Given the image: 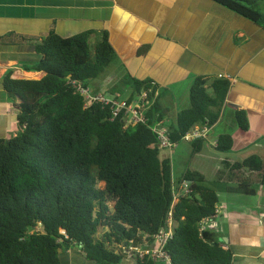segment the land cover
Here are the masks:
<instances>
[{
  "label": "trees",
  "instance_id": "1",
  "mask_svg": "<svg viewBox=\"0 0 264 264\" xmlns=\"http://www.w3.org/2000/svg\"><path fill=\"white\" fill-rule=\"evenodd\" d=\"M264 29V0H211ZM94 32L62 37L15 35L14 44L28 43L42 58L28 70L41 71L39 80L13 78L8 71L3 87L17 109L18 133L0 137V264H63L64 254L81 245L88 261L121 264L126 257L118 246L146 237L152 242L165 225L173 202L175 179L170 157H162L155 123L164 120L159 96L146 113L147 123L124 128L122 117L97 104L85 108V99L71 80L88 87L117 58L109 32L103 30L90 52ZM7 36L0 37L4 42ZM150 45L139 50L145 55ZM132 102L144 90H159L150 79L129 76ZM231 87L226 77L200 75L190 88V105L180 110L168 127L172 142L198 124L216 125ZM118 98V97H116ZM121 99V98H120ZM235 119L242 131L250 128L245 110ZM205 140L192 142L200 152ZM231 134L218 137L215 148L233 149ZM237 185L228 190L254 195L255 184L264 187V157L223 161ZM245 172L256 174L258 182ZM191 194L174 208V236L167 246L172 264H233L234 254L200 223L215 216L220 202L206 177L188 171ZM64 231V233L62 232ZM135 264H160L144 258Z\"/></svg>",
  "mask_w": 264,
  "mask_h": 264
},
{
  "label": "crops",
  "instance_id": "2",
  "mask_svg": "<svg viewBox=\"0 0 264 264\" xmlns=\"http://www.w3.org/2000/svg\"><path fill=\"white\" fill-rule=\"evenodd\" d=\"M88 30L94 32L90 41L101 39L107 30L117 52L103 83L119 87L123 76L153 80L167 129L176 114L189 107L196 76L229 78L222 117L210 137L216 141L222 134L233 136L229 153L237 160L226 159L231 163L264 157V29L211 0H0V37L12 35L0 42V137L19 129L17 109L3 87L5 74L12 71L13 78L34 80L45 75L28 70L42 56L31 44H14L13 34L42 38L55 31L71 37ZM148 44L149 51L140 55ZM101 85L93 91L101 92ZM237 110L247 112L248 131L238 127ZM220 126L234 129L216 135ZM245 176L257 178L249 172ZM253 187L254 195L227 189V200L219 202L221 212L207 227L223 248L233 251V264H264V187ZM63 264L97 263L73 248L64 254Z\"/></svg>",
  "mask_w": 264,
  "mask_h": 264
},
{
  "label": "built area",
  "instance_id": "3",
  "mask_svg": "<svg viewBox=\"0 0 264 264\" xmlns=\"http://www.w3.org/2000/svg\"><path fill=\"white\" fill-rule=\"evenodd\" d=\"M222 77V76H220ZM71 84L85 99V108H90L94 105H101L110 109L113 119L122 117L124 121V128L136 125L138 123H147L148 118L146 113L155 104L158 99L159 92L156 91L152 96L149 91H142L132 102L128 99H120L116 97H109L102 92H94L91 88L85 87L82 83L71 80ZM153 130L158 135L159 146L162 150H169L171 154L174 153L178 143L172 142L169 137L168 129L164 126L163 121L155 123ZM214 131V125L198 124L188 131L182 138V141L192 143L197 140H207ZM214 145H217V140ZM173 187V202L168 213L165 225L159 230L152 242L147 241L145 237L142 242L137 243L135 240H130L127 243L118 246V252L124 255L127 259L136 260L149 258L155 260L160 264H172L171 256L167 251V246L174 236L175 219L174 208L181 197L189 196L191 194L190 183L186 180L176 183ZM221 208L219 204L215 210V216L210 219H205L200 223V233L207 230L210 221L214 220ZM64 233V231H62Z\"/></svg>",
  "mask_w": 264,
  "mask_h": 264
},
{
  "label": "rangeland",
  "instance_id": "4",
  "mask_svg": "<svg viewBox=\"0 0 264 264\" xmlns=\"http://www.w3.org/2000/svg\"><path fill=\"white\" fill-rule=\"evenodd\" d=\"M99 37L93 38L90 41V52L94 55V48L96 43L99 41ZM112 66V65H110ZM108 67L105 72L100 76L99 79H92L88 82V87L92 90L95 89V85L97 83H102L100 90L102 93L107 94L109 97H118L121 99H129L132 95V85L130 79L128 77L122 78V81L119 87L109 86L107 83H103V79L106 75L109 74L111 67ZM99 80V82H98ZM114 92L110 94L112 91ZM111 91V92H110ZM95 92V91H94ZM179 107H182L183 104L179 103ZM224 126H220L217 128L216 135L227 133L232 131L234 128H229L227 130L224 129ZM19 130V129H18ZM14 130H12L13 132ZM18 133L16 130L9 135H3L11 138ZM215 138L210 137L208 138L200 150V152H195L192 143L181 141L178 146L175 148L174 153L171 154L169 150H162L161 156L162 157H170L173 166V175L175 180H179L182 178L188 171H197L202 173L206 179V185L211 188H214L218 195L220 202L227 200L228 195V187L236 186L237 183L230 181L233 180L234 176L231 175L230 172L224 168L223 161L226 159H236L234 154H230L229 152H221L215 148ZM230 179V180H229ZM254 202L258 201V197L249 196ZM126 262H131L134 264V261H123L121 264Z\"/></svg>",
  "mask_w": 264,
  "mask_h": 264
},
{
  "label": "water",
  "instance_id": "5",
  "mask_svg": "<svg viewBox=\"0 0 264 264\" xmlns=\"http://www.w3.org/2000/svg\"><path fill=\"white\" fill-rule=\"evenodd\" d=\"M76 247H77V248H80V247H81V245H80V244H78Z\"/></svg>",
  "mask_w": 264,
  "mask_h": 264
}]
</instances>
